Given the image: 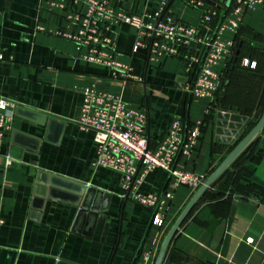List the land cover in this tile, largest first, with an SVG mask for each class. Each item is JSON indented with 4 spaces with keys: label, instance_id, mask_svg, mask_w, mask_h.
Segmentation results:
<instances>
[{
    "label": "crops",
    "instance_id": "crops-1",
    "mask_svg": "<svg viewBox=\"0 0 264 264\" xmlns=\"http://www.w3.org/2000/svg\"><path fill=\"white\" fill-rule=\"evenodd\" d=\"M49 1L0 0V97L15 103L0 154V264H133L145 252L157 254L197 188L184 183L173 187L174 177L163 169L150 172L138 186L140 192L172 193L161 209L162 226L153 224L152 211L127 195L116 172L93 168V133L78 124L80 91L94 86L143 110L151 147L166 136L173 120L179 119L187 130L201 121L191 154L179 156L176 165L204 181L263 111L264 2L243 12L236 31H222L224 43L233 41L236 32L238 40L230 55H220L213 66L219 87L210 101L186 89V62L192 55L202 60L207 50L202 43L193 41L189 54L151 61L148 46L133 51L134 27L117 24L104 32L101 24L100 33L113 42L111 50H103L141 78L125 81L112 76L105 64L84 60L86 46L54 33L76 31L83 6L64 0V8L51 7ZM204 1L222 10L225 22L231 11L223 14L224 4L235 0H214L216 5ZM107 2L117 11L137 15L154 12L159 4ZM168 12L196 27L198 36L210 34L202 9L187 0H170ZM237 50L239 62L231 67ZM244 59L256 69L242 66ZM220 113L244 116L248 123H241L237 136L221 134L217 130L229 129L231 120L218 118ZM253 141L251 150L198 200L174 234L162 264H264V127ZM87 188L93 190L89 206L96 209L80 213ZM222 223V236L215 242Z\"/></svg>",
    "mask_w": 264,
    "mask_h": 264
},
{
    "label": "built area",
    "instance_id": "built-area-1",
    "mask_svg": "<svg viewBox=\"0 0 264 264\" xmlns=\"http://www.w3.org/2000/svg\"><path fill=\"white\" fill-rule=\"evenodd\" d=\"M66 1L84 8L79 22V17L76 18L78 28L73 32L55 30L54 33L75 42L78 47L86 46L88 51L81 56L84 60L105 64L112 76L125 81H140L141 78L133 74L129 64L113 59L110 51L103 50V48L111 50L113 42L106 34L100 33L98 27L101 24L104 32L117 24L134 27L137 36L133 51L148 46L151 61L179 57L183 53V45L187 46L193 41L202 43L207 48L202 60L199 61L192 55L186 62V71L190 74L186 89L193 97L208 98L210 101L214 99L219 87V76L213 70V66L220 55H230V48L234 44L233 41L227 43L221 41L222 31L224 29L236 31L243 12L255 4L264 2L236 0L227 21L221 22L216 28H207L210 34L200 37L196 27L183 23L166 12L170 0H159L158 8L154 12L143 15L117 11L107 0ZM187 2L202 9V20L209 27L211 18L216 14L215 6H206L204 0ZM49 4L51 7L64 8V0H51ZM2 58L0 52V60ZM198 63V69L194 72V64ZM240 64L254 66L248 59L242 60ZM80 92L82 104L78 124L83 130L93 133L95 144L93 168L102 167L116 172L121 177V186L127 195L131 193L134 201L149 208L152 211V223L161 227L163 224L161 209L165 198H171L172 193H143L138 190V186L150 172L160 168L174 177L173 187L178 183H184L193 189L198 188L203 178L184 172L177 167L176 162L179 156L191 154L203 123L197 121L187 130L179 119L173 120L166 136L156 146L151 147L144 131L146 114L143 110L128 106L121 95L99 91L94 86H85ZM14 108V102L0 97V154ZM4 156L5 164L9 165L10 156L7 153ZM155 256V250L145 252L141 260L133 264H153Z\"/></svg>",
    "mask_w": 264,
    "mask_h": 264
},
{
    "label": "water",
    "instance_id": "water-1",
    "mask_svg": "<svg viewBox=\"0 0 264 264\" xmlns=\"http://www.w3.org/2000/svg\"><path fill=\"white\" fill-rule=\"evenodd\" d=\"M211 2L212 4L216 5L214 0H207ZM241 45V42H239L238 46ZM238 50L235 52V56L232 58V65L236 62L237 59ZM218 118L222 119H230L231 124L229 125V129H218L217 131L221 134H226L229 136L233 135H239L243 129L244 126L248 123V119H246L244 116H229L227 113H220L218 115ZM244 122V126H241V123ZM218 124V122H217ZM264 127V108L263 111L258 118V120L254 123V125L246 132L244 133L236 142V144L231 148V150L227 153V155L222 159V161L210 172V174L205 178V180L198 186V188L194 191L191 198L187 202V204L184 206L176 220L173 222L172 226L169 228L167 233L165 234L160 247L157 251V254L154 258L153 264H162L165 253L167 251V248L176 233V231L181 226L182 222L185 220V218L188 216V214L191 212V210L194 208L198 200L203 196L205 191L210 187V185L230 166V164L240 155V153L251 143L255 138L258 136V134L262 131ZM52 187V186H50ZM83 187L85 185L83 184ZM83 190V189H82ZM92 188H87L85 191L82 201H81V210L80 213H85L86 210L84 209H96L93 206H89L88 201H90L93 197ZM83 192V191H82ZM223 233V223L217 226L215 230V242L219 241ZM61 264V263H59Z\"/></svg>",
    "mask_w": 264,
    "mask_h": 264
},
{
    "label": "trees",
    "instance_id": "trees-1",
    "mask_svg": "<svg viewBox=\"0 0 264 264\" xmlns=\"http://www.w3.org/2000/svg\"><path fill=\"white\" fill-rule=\"evenodd\" d=\"M235 1H236V0H235ZM235 1L232 2V3H230V5H226V4H224V6L227 7V10H226L223 14H225L226 12L228 13V12H230V11L232 10L233 6L235 5ZM220 3L222 4L223 1L221 0ZM226 7H225V8H226ZM223 9H224V7H223ZM167 11H168V8L166 9V12H167ZM221 11H222V10H220V9L218 8V6H217V7H216V14H215V16H213V17L211 18V21L209 22V28H211V29H212V28H216V27L221 23V16H220V15H221ZM223 14H222V15H223ZM237 38H238V32H236V34H235V36H234L233 43H234V41L237 42V40H238ZM191 43H192V42H191ZM182 50H183L184 52H187L186 54H189L190 51H191V44H190V45H187V46H186V45H183V46H182ZM188 51H189V53H188ZM237 61L239 62V60H237ZM237 61H236V62H237ZM240 63H241V62H240ZM198 66H199V64H197V65L194 64V72H196V70L198 69ZM247 67H249V66H247ZM253 69H254V70L256 69V65L253 67ZM232 70H233V69H231L230 71L232 72ZM231 72H229L230 75H231ZM205 119H206V117H205ZM253 125H254V124L249 125V127L247 128V130H246L244 133H246V132H247V131H248ZM244 133H243V134H244ZM243 134H242V135H243ZM242 135H241V136H242ZM241 136H240V137H241ZM237 141H238V140H237ZM253 145H254V141L251 142V143H250V144H249V145H248V146H247V147H246V148L240 153V155H239V156H238V157H237V158H236V159H235L230 165H233V164L235 163V161L238 160L241 156H243L248 150H251V148H252ZM226 170H227V169H226ZM226 170H225V171H226ZM225 171H224V172H225ZM222 174H223V173H222ZM220 176H221V175H220ZM220 176H219V177H220ZM219 177H218V178H219ZM218 178H217V179H218ZM217 179H216V180H217ZM216 180H215V181H216ZM215 181H214V182H215ZM214 182H213V183H214ZM213 183H212V184H213ZM212 184H211V185H212ZM205 192H206V191H205ZM133 263H134V262H133Z\"/></svg>",
    "mask_w": 264,
    "mask_h": 264
},
{
    "label": "bare ground",
    "instance_id": "bare-ground-1",
    "mask_svg": "<svg viewBox=\"0 0 264 264\" xmlns=\"http://www.w3.org/2000/svg\"><path fill=\"white\" fill-rule=\"evenodd\" d=\"M223 125L227 127V125H228V122H226V121H225V122H223Z\"/></svg>",
    "mask_w": 264,
    "mask_h": 264
}]
</instances>
